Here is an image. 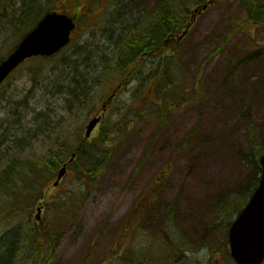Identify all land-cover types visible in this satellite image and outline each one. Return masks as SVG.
Masks as SVG:
<instances>
[{"label":"rangeland","instance_id":"obj_1","mask_svg":"<svg viewBox=\"0 0 264 264\" xmlns=\"http://www.w3.org/2000/svg\"><path fill=\"white\" fill-rule=\"evenodd\" d=\"M108 1L89 18L80 14L67 48L51 59L25 61L0 88V176L10 174L0 183V264L12 243L22 247L26 240L29 257L21 264H40L31 249L38 245L41 204V222L54 237L47 264H126L119 258L127 250L146 253L151 260L144 264H171L167 241L176 263L234 264L223 202L253 184V157L264 146V31H249L238 0L202 11L178 47L204 94L194 89L197 95L180 104L161 131L153 112L129 122L95 182L70 169L53 186L62 164L52 172L42 160L62 143L73 150L89 120L104 113L92 136L98 135L107 118L115 121L132 102L137 87L123 80L105 112L108 89L92 90L91 101L80 105L78 95L92 87L95 69L113 55L118 28L155 12L159 2L113 0L103 13ZM204 1L180 0L186 22ZM48 2L54 10H76L70 0H0V61L19 42L22 13ZM157 60L147 56L143 71ZM163 169L162 187L145 203ZM34 182L44 190L37 201ZM25 198L30 209L21 207Z\"/></svg>","mask_w":264,"mask_h":264},{"label":"trees","instance_id":"obj_2","mask_svg":"<svg viewBox=\"0 0 264 264\" xmlns=\"http://www.w3.org/2000/svg\"><path fill=\"white\" fill-rule=\"evenodd\" d=\"M70 1H74L76 10L73 11L72 15L76 20H78L80 14L89 18V16L95 14L96 8L100 9V6L105 4V0ZM112 1L106 3L103 13L108 10V6L113 4ZM210 1L216 4L227 0H207L198 4V6L208 4ZM238 1L241 2L243 7L246 23L253 28L249 29V31L254 30L256 34L261 30L264 31V0ZM157 5L158 8L155 12L149 14L142 13V16L134 17L132 22L129 21L118 28L120 29L119 31L116 29L117 35L113 55L102 59L100 65L97 66L92 74V87L82 90L81 94L78 95L80 105H87L91 101L89 95H91L92 90H94V95H97L100 91L108 89L106 92L107 97H105L106 100H104L107 101L109 96L118 87L117 85L121 84L123 80L128 83L137 82V87L132 92V102L127 104L124 107L125 109L116 113L115 121L107 118L104 123L105 127H101L98 130V135L95 134L91 139L83 142L84 145L77 152V157L69 165L71 169L80 172V177H82L83 181L85 179L92 182L98 180L99 175L106 169L107 162L113 156L112 152L117 146L122 133L128 131L129 122H138L142 112L145 115L153 112L157 120L158 131H161V128H164L169 123L171 116L179 110L180 104H185L189 100V96L197 95V93L198 95L204 94V91L198 86L196 80L193 81L192 74L184 69L180 60V49H178L182 39L179 41L176 38L185 29H191L195 19H192L193 16L190 12L191 16L186 22L188 15L180 0H159ZM36 7L37 5L33 4V7H30V9L32 8V13L24 12L19 17V24L22 27L21 30L19 28V40L22 37L21 35L24 36L25 33L34 28L46 12L55 11L51 7V2L44 3L38 8ZM78 9H80L79 12ZM29 15L30 17H27ZM184 21L186 22L185 24ZM222 46L220 45L218 48L221 49L223 48ZM170 47H172L171 50H169ZM147 56H153L158 60L149 69L148 73H145L143 71V60ZM53 57L35 58L45 60L46 58L51 59ZM194 89H197V93L194 92ZM94 95L93 97H96ZM68 146L67 142L62 143L60 151L53 149L42 160L43 164L47 165L49 171L55 172L65 160H68L72 156L73 150ZM263 152L264 146L259 149L258 154L260 153L261 155ZM259 157H253L255 169L258 172V175L253 180V184L243 187L240 191H231V194L223 202L224 213L228 218L225 223L228 226L243 209V206L260 182L262 169ZM161 173L154 182L156 187L145 195L147 197L144 200L145 203L153 202L156 194L162 187L161 184L168 173L164 169ZM9 175V171H5L3 176H0V183L5 181L4 178L9 180ZM34 183L36 184L34 185L35 201H37L41 193H44V190H42V184L39 186L36 182ZM23 202L26 206H21L22 208L30 209L32 207L29 204L30 200H27V198ZM40 226L41 229L38 231L39 239L37 240L39 246L35 245L31 249V252L33 253V258L40 255L41 259L38 263L47 264L48 260H50L49 256L53 248L54 237L53 234L43 227V224H40ZM164 234H158V236L164 239ZM27 241L29 240H26L25 245L22 247H14L12 243L7 255L3 257L2 264H21V260L27 261V257H29L27 249L30 250L27 246ZM164 241L167 240L164 239ZM167 242L173 247L171 249L172 258L170 263L179 264V262L176 263L173 260L177 252L174 249V245L171 241V243ZM17 251H20L21 254L19 255ZM126 257H129V259H126ZM119 260L124 261L126 264H144L145 261H150L151 259L147 257L146 253L139 255L136 250H127L124 254L120 255Z\"/></svg>","mask_w":264,"mask_h":264},{"label":"water","instance_id":"obj_3","mask_svg":"<svg viewBox=\"0 0 264 264\" xmlns=\"http://www.w3.org/2000/svg\"><path fill=\"white\" fill-rule=\"evenodd\" d=\"M208 5L205 4L196 8L192 19H195L197 14L206 9ZM76 27L75 18L68 13L58 12L57 10L47 12L0 63V84L26 59L35 56H54L67 47ZM187 30L178 37V40L187 33ZM113 96H111V99ZM100 121V115H95L89 120L85 129V139L92 135L94 128ZM75 157L76 153L74 152L70 162ZM260 158L263 169L260 183L243 210L232 222L228 233L231 256L235 260V264L264 263V152ZM67 171L68 166L65 163L57 175V180L54 182L55 186L60 183ZM39 218L40 215H38Z\"/></svg>","mask_w":264,"mask_h":264},{"label":"flooded vegetation","instance_id":"obj_4","mask_svg":"<svg viewBox=\"0 0 264 264\" xmlns=\"http://www.w3.org/2000/svg\"><path fill=\"white\" fill-rule=\"evenodd\" d=\"M37 221V220H36Z\"/></svg>","mask_w":264,"mask_h":264}]
</instances>
